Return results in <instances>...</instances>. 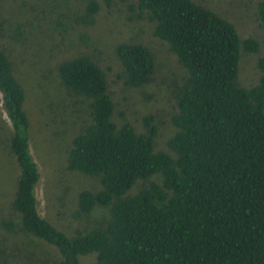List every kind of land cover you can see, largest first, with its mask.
<instances>
[{"label": "trees", "instance_id": "obj_1", "mask_svg": "<svg viewBox=\"0 0 264 264\" xmlns=\"http://www.w3.org/2000/svg\"><path fill=\"white\" fill-rule=\"evenodd\" d=\"M135 2L186 70L170 119L176 132L166 152L156 150L152 117L143 118L145 132L113 122L97 64L78 56L57 65L61 86L89 100L91 123L73 138L67 169L100 183L98 191L78 194L79 214L101 207L107 218L85 234L67 236L38 213L41 175L30 152L25 94L0 48L6 141L20 169L12 208L22 229L54 247L59 264H264V56L257 84H237L241 47L253 54L258 43L241 41L234 24L192 0ZM255 8L264 29V0ZM97 11L94 2L85 8L88 16ZM115 53L127 86L151 83L146 47L124 43ZM139 180L141 188L128 195Z\"/></svg>", "mask_w": 264, "mask_h": 264}, {"label": "rangeland", "instance_id": "obj_2", "mask_svg": "<svg viewBox=\"0 0 264 264\" xmlns=\"http://www.w3.org/2000/svg\"><path fill=\"white\" fill-rule=\"evenodd\" d=\"M216 12L236 27L240 40L258 43L256 53L242 47L238 60L237 84H257L258 57L264 56V29L255 5L260 0H192ZM89 2L98 11L88 16ZM135 0H0V48L13 64L14 75L25 94L30 152L41 178L36 186L39 215L67 236L87 233L107 218L105 208L95 207L79 214L81 191H98V177L67 169L73 138L91 123L89 100L66 91L59 83V63L83 56L103 71L107 93L114 104L117 126L131 124L145 132L143 118L152 117L157 129L155 149L167 151V141L176 132L171 116L177 112L176 92L186 79V70L153 32L155 22L136 9ZM132 7H134L132 9ZM146 47L154 61L149 84L139 88L126 85L123 68L116 57L120 44ZM10 124L0 95V264H59L57 250L33 238L22 229L20 215L13 210L20 169L7 145ZM159 182L160 177L151 178ZM139 180L129 190L136 194ZM82 264H87L83 261Z\"/></svg>", "mask_w": 264, "mask_h": 264}]
</instances>
